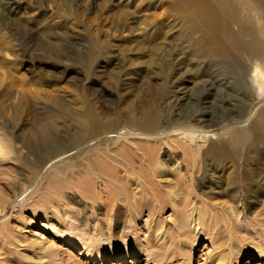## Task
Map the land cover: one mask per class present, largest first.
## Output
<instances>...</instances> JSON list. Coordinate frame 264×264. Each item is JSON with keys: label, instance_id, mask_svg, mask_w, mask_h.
I'll return each mask as SVG.
<instances>
[{"label": "rangeland", "instance_id": "obj_1", "mask_svg": "<svg viewBox=\"0 0 264 264\" xmlns=\"http://www.w3.org/2000/svg\"><path fill=\"white\" fill-rule=\"evenodd\" d=\"M1 1L2 9L14 11H1L4 22L9 11L22 21L9 28L0 24V35L6 34L8 42H0V133L14 136L16 145L14 153L0 159V208H5L0 213V235L5 238L4 242L0 240L3 264H11L14 256L12 245H8L12 243L9 233L24 241L18 250L28 259L22 261L25 264H41L38 257L44 258L42 264H150L139 259L105 258L132 249L133 241L145 246L150 237L155 244L150 245L153 256L163 264H211L217 255L225 259V264H264V257L252 255L249 244L250 235L257 230L253 223L259 222L264 213V75H259V69L241 60L251 74L257 73L258 92L249 80L240 90L229 74L209 71L204 77L199 67L196 69L197 58L191 57L188 47L195 45L199 36L188 38L185 31L193 7L182 9L180 0H63L60 9L69 3L77 17L69 21L49 5L58 0H41L44 5L39 10L34 8L35 0ZM89 6L92 9L88 11ZM131 18L135 26L129 24ZM64 24L66 28L61 29ZM20 25L27 27L30 36L23 46L26 53L18 37L12 35L13 28ZM182 32L184 38L180 40ZM69 35H90L95 53H90L88 42H69ZM163 63L169 69L166 89L159 75ZM151 95L146 107L154 106L159 96L157 104L163 110V128L155 134L165 135L156 144L152 158L159 166L148 168L146 158L139 153L127 151L119 158L110 153L124 141L116 136V128L102 129L99 138L86 143L87 148L80 144L71 156H67L68 144L61 146V156L46 158L42 152L29 149L34 147V137L41 135L49 123L55 122L62 130L82 115H89L87 107L91 106L106 126L127 118L140 98ZM54 107L58 117L49 114ZM240 108H245L249 117L241 130L208 136L206 141L198 136L201 143L197 156L185 159L175 133L183 127L196 128L200 134L209 132L215 127L211 122L224 117L232 121L223 125L243 121L233 116ZM184 111L186 115L193 111L205 114V122L184 119ZM131 127L122 125L120 130L141 133ZM241 135L244 141L238 147L231 145L230 141ZM186 136L185 141L191 144L192 137ZM251 138H257L258 144L252 146ZM252 147L254 153L250 152ZM85 148L84 154L79 152ZM215 148L225 150L224 159L218 163L209 151ZM101 150L109 152L104 158L110 168H115L118 179L117 185L110 183L106 188L114 202L111 204L92 161L93 154ZM88 164L97 175L90 172L93 196L75 188L77 180L69 174ZM64 165L65 170H61L59 166ZM53 177L62 185L55 189L57 207L47 219L40 214L34 217L31 213L39 211L38 207H25L37 197L48 199L46 181ZM29 197H33L31 201ZM63 223L75 229L73 236L87 240H65ZM261 233L256 235L260 237ZM260 238L264 241V235ZM34 239L39 246L31 243ZM49 245L58 252L54 262L48 261L45 251ZM84 245L92 251L89 257L85 256ZM246 250L250 252L247 257L235 259ZM99 252L101 261L94 258Z\"/></svg>", "mask_w": 264, "mask_h": 264}, {"label": "bare ground", "instance_id": "obj_2", "mask_svg": "<svg viewBox=\"0 0 264 264\" xmlns=\"http://www.w3.org/2000/svg\"><path fill=\"white\" fill-rule=\"evenodd\" d=\"M35 1L36 2L34 3L35 4L34 8H36L37 10L42 8L44 2H41V0H35ZM61 2H63V0H58L57 3H53V4L49 3V5H51L53 8H56V11L59 12L60 14H63L62 16L66 21H69L72 17L77 19V17H75V15L71 12V5L69 3H66L65 9H60ZM189 5L193 7V10H192V15L188 16V18L186 19L187 26L185 27V31L188 34V38L193 36L194 34L199 36V39L195 45L193 44L188 45V47L190 48L189 53H192L190 54L191 57L194 56L197 58L195 59L196 69L199 67V69L201 70V74H203L204 77L212 72L217 73L219 75L229 74L231 77H233L231 79L235 82V84L239 87L240 90L244 89L245 83H247V80H249L252 84H254V86L257 87V92H258L261 88L257 80V75H256L257 73L252 72L251 74V70L247 69L242 64L241 60H246L250 62L254 66V69H259L260 71L259 75L262 76L264 75V0H180V6L182 7V9L185 7L187 8ZM2 7H3V2L0 0L1 14H2L1 11L3 9L11 10L14 13L12 8L4 7L2 9ZM90 9H92L91 6L87 7L88 11ZM13 13L9 11L8 17L5 22L1 16L0 24L4 23V25L7 26L8 28L14 23H16L17 25L21 24L22 21L15 14L14 16H12ZM66 14H71V15L66 17ZM131 19L132 21L130 19L128 20L129 24L135 26V21H133V18ZM19 27H20L19 29H17L18 27L13 28L12 31L14 32L12 33V35L14 37H18V39L20 40V45H22L23 47L27 43V40L30 39V36L28 35L27 27H25L24 25H20ZM59 27L63 29L66 28V25L64 24ZM5 36L6 34L0 35V42L8 43ZM69 38H70L69 42L71 43H80V42L90 43L91 45L90 53L91 54L95 53L96 50L95 41L90 35L87 36L69 35ZM183 38L184 37L182 32L180 40ZM23 51L24 53L27 52V50L24 47H23ZM168 70L169 69L168 67H166V63L160 64L159 75L164 81L163 83L164 89L167 88V80L169 79ZM209 71L211 72L208 73ZM242 74H245L246 77L242 78ZM161 95L164 96L166 95V93L162 92ZM151 99H152V95L148 99L145 98V100L140 98L137 105L131 108L130 111L131 115H129L127 118L125 117L124 119H117L114 123L110 122L106 126L102 124V118L98 114H95L96 113L95 109L89 106L87 107V112L89 115L86 114L82 115L81 117L75 119V122H72V124L65 125L64 129L62 130L56 126L55 122L49 123V127L43 129L41 135H36L34 137L33 139L34 147L29 149L42 152L44 158H46L52 155L61 156L62 155L61 146H65L66 144H68L70 151L67 154V156L69 155L71 156L70 152H72V150L73 151L77 150L78 149L77 147L80 144L86 145V143H89L91 140L99 138L102 135L101 133L102 129L103 130L108 129L109 131H112L114 128H116L117 129L116 136L123 137L124 141L122 145L118 144L119 146L116 148V150L114 149L110 151V153L114 152L113 153L114 156L118 158L123 157L124 152L127 151H131L133 153H139L140 156L142 155L146 158L145 164L146 166H148V168L153 166H159L160 163L158 161H154L152 158L153 155L156 153L154 151L155 146H157L156 144L162 142V136L165 135L164 133L155 134V131H159L163 128L160 123V118L162 116L163 110H161L157 104L159 101V96L157 97L154 106L152 104L151 107H149L148 109L145 104L149 103ZM56 108L57 107H54L53 111L49 112L50 116L58 117V115L55 114L54 112L57 110ZM244 112H245V108H242L239 112H237V114L233 115L239 117V119H243V121L223 125L222 123L225 121L228 122L232 121V118L224 117L222 118V121L219 119L220 121L216 120L214 122H211L215 125V127L209 132H203L202 134H200V131L196 128L191 129V127H189L188 130L187 127H183L181 132L175 133L174 138L176 140H181L180 143L178 142L179 147L184 148L185 150V159L193 160L197 156V150L199 149L198 146L199 143H201L200 141L201 138L199 137H204L206 141V138L208 136L212 137L221 132L222 133L226 131L238 132L239 130H241L240 128L243 127V124H245L249 120V117H246L247 115ZM186 114L187 112L184 111L183 114L184 119H189L195 122L196 124L205 122L202 120L205 117V114L196 115L194 111L189 112L188 115ZM190 114L192 116H190ZM122 125H124L125 127H130V126L135 127L141 133L140 134H136V133L132 134L130 132L122 133L120 130ZM186 135L192 137L190 141L191 144L185 141L188 139ZM241 136L237 137V139H232L230 141L231 145L238 147L241 144V142L244 141L243 135ZM16 140H18V138ZM127 140H129L130 144L129 142H126ZM205 141L203 142L205 143ZM250 141H252L251 144L252 146L258 144L257 138H251ZM15 146L16 145L14 143V136H8L0 133L1 160L7 159L12 153H14ZM86 148L81 150L79 149V152H83L82 154H84ZM216 148L209 149V151L214 153L212 157L218 163L219 161L224 159L223 153L225 150L224 149L222 150L221 148L216 150ZM251 150L252 151L250 152L254 153L253 147ZM100 152L102 153L96 152L93 154L92 161L93 163H96L98 167L99 172L97 174L100 176L102 180L101 184L103 186V191L107 192L106 199L107 201H111V199L108 196L109 192L106 191V188L110 186V183H112L111 185L118 184L117 174L116 171L113 170L115 168L113 169L112 167L110 168L107 163V160L104 158V156L107 155L109 157V152L106 150H101ZM106 152H108V154ZM59 167L61 168V170H65L64 168H66L65 165ZM84 167L85 168L81 169L80 171H77L76 173H73V170H71L69 174L72 173L70 176L75 177L74 179L77 180L75 181L77 185V187L75 188H78V190H80L86 196L87 195L93 196L95 187L93 186V181H92L93 177H91L90 174V172L92 173L91 171L92 167L90 168L89 164ZM95 175H93L92 173V176ZM94 179L96 178L94 177ZM46 183H47L46 188H50L44 191L47 192L49 196L48 199L43 200L42 198H40L38 200L37 197L35 198L36 200L35 201L32 200L33 197H29V200L32 201L30 203H27L25 207L27 210L30 209L28 207L29 205L38 207L39 211L34 210L31 213L34 217L40 214L41 217L47 219V217L52 214L51 210L52 209L54 210V208L57 207L56 206L57 202L55 201L56 199L55 194L58 193H55V191L57 192V190L55 189L58 186L62 187V185L60 184L61 182L58 180L57 177L56 178L53 177L52 179H48ZM51 192H53V195H51ZM110 197L112 196L110 195ZM261 197L264 203V190L261 194ZM111 203L114 202L111 201L110 204ZM4 209L5 208L1 207L0 213L3 212ZM20 217L22 218V215H20ZM177 220L180 221V218H178ZM253 225L256 226L257 230L252 232V235H250L251 237L249 236L250 237L249 244H251L253 250L252 255L257 258L264 257V241L260 238L262 235H264L262 229V227L264 228V213L261 220L259 222L254 221ZM61 231L64 233L63 235L64 239L65 240L69 239L71 240L72 243H74V241H78V239L80 241L87 240L85 238H81L80 236L78 237L76 235L73 236L72 232H74L75 229H73V227H69V225L67 226V223L62 224ZM258 232H262L260 237L256 235V233ZM7 235H8L7 237L12 242L9 243L8 245L10 244L12 245V249L10 250H12L14 253V256L12 255L11 264H25L22 261L25 260L26 262L28 259L25 257V255H21L23 253L22 251L18 250V247L21 246L24 243V241L13 234L9 233ZM80 235L87 236L82 233ZM151 238L152 237H150V239L149 238L146 239V242L144 243L145 246L139 243H135L133 241L132 249L120 255L108 254L106 255L105 258H108L109 260L139 259L143 262H147L150 264H163L161 260L155 259L153 256L154 253L153 251H151L150 245H155V244L154 241L151 242ZM0 240L4 242L5 238H3L2 235H0ZM37 241L38 239H34L31 243L33 245L39 246ZM84 246L85 247H83V249H85L84 250L85 256L89 257L90 255H92V251L86 248V245ZM191 247H192L191 244L187 247L188 252L191 249ZM215 248L217 249L218 247ZM45 251L48 252V255L50 257L48 261L52 260V262H54L58 258V252L53 247V245H49L48 247H46ZM248 251L238 254L235 259L238 260L243 257H247V255L250 253ZM89 252L91 253L90 255L88 254ZM101 253L102 252H99L98 255L94 257L97 261L99 260L101 261L102 259ZM43 260H44L43 257H38L39 263L42 264ZM3 263H5V261L3 259H0V264ZM180 264H184V263H180ZM211 264H225V259H223L222 256L217 255L216 257L213 258Z\"/></svg>", "mask_w": 264, "mask_h": 264}]
</instances>
